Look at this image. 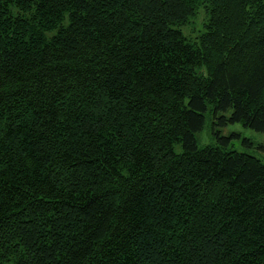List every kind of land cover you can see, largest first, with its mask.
Masks as SVG:
<instances>
[{
	"label": "trees",
	"instance_id": "obj_1",
	"mask_svg": "<svg viewBox=\"0 0 264 264\" xmlns=\"http://www.w3.org/2000/svg\"><path fill=\"white\" fill-rule=\"evenodd\" d=\"M234 123L264 134V0H0V264H264Z\"/></svg>",
	"mask_w": 264,
	"mask_h": 264
},
{
	"label": "rangeland",
	"instance_id": "obj_2",
	"mask_svg": "<svg viewBox=\"0 0 264 264\" xmlns=\"http://www.w3.org/2000/svg\"><path fill=\"white\" fill-rule=\"evenodd\" d=\"M205 20L203 10L199 9L196 16L189 24L181 28L184 36L196 38L202 31V23ZM213 118L208 113L205 123L200 132L196 134V140L200 147L206 145H217L218 141L213 133L215 127ZM220 134L229 137V148L238 152H246L264 162V134L252 129L245 128L239 123L228 124L220 129ZM179 152L180 148L176 147Z\"/></svg>",
	"mask_w": 264,
	"mask_h": 264
}]
</instances>
